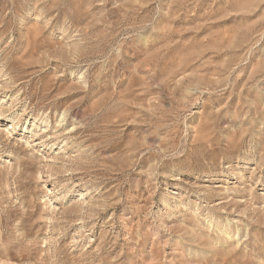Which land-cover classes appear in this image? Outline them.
<instances>
[{"label": "rangeland", "instance_id": "1", "mask_svg": "<svg viewBox=\"0 0 264 264\" xmlns=\"http://www.w3.org/2000/svg\"><path fill=\"white\" fill-rule=\"evenodd\" d=\"M0 264H264V0H0Z\"/></svg>", "mask_w": 264, "mask_h": 264}]
</instances>
